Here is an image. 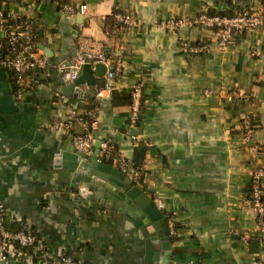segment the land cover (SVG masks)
<instances>
[{
	"label": "crops",
	"instance_id": "crops-1",
	"mask_svg": "<svg viewBox=\"0 0 264 264\" xmlns=\"http://www.w3.org/2000/svg\"><path fill=\"white\" fill-rule=\"evenodd\" d=\"M7 1L9 10L36 20L37 47L50 61L21 99L12 73L0 71V201L8 222L28 220L54 256L68 251L87 264H143L144 239L132 221L101 203L91 186L82 194L63 166L62 153L74 149L71 137L81 125L74 122L71 131L52 128L55 121L67 120L68 107L81 105L58 98L66 89L52 64L70 59L78 39L107 51L112 61L121 44L122 69L107 94L92 93L104 85L106 72L92 74L93 86L84 84L96 114L92 154L109 139L117 154L141 166L144 191L161 203L157 208L165 216L177 220L170 264L264 259V228H258L249 205L250 171L254 164L264 166V28L243 31L220 51L212 29L167 31L157 25L231 11L228 1L259 9L264 0H85L88 17L62 10L64 3L84 0ZM114 13L128 15L133 24L117 31ZM181 41L205 42L208 51L185 54ZM141 75L145 82L134 141L125 134L129 89ZM239 87L252 99L229 95ZM245 116L251 117L254 141L262 146L255 153L241 135ZM101 160L117 167L113 160ZM243 235L249 239L243 241Z\"/></svg>",
	"mask_w": 264,
	"mask_h": 264
},
{
	"label": "built area",
	"instance_id": "built-area-1",
	"mask_svg": "<svg viewBox=\"0 0 264 264\" xmlns=\"http://www.w3.org/2000/svg\"><path fill=\"white\" fill-rule=\"evenodd\" d=\"M7 5V0L0 1V67L12 73L15 96L21 99L24 90L30 84L37 82L36 79L30 76V73L44 69L49 65L50 61L37 47L38 26L36 20L33 17H26L18 11L9 10ZM62 10L65 13H77L83 17H88L90 14L85 0L76 4L64 3L62 4ZM113 18L116 22L114 24L117 31L124 26L128 27L133 24L130 17L125 14L114 13ZM157 25L160 29L167 31H177L184 27L193 26L212 29L217 37L219 50L225 51L233 39L243 31H254L258 28H264V13L259 9L246 7L232 15L199 13L194 17L159 20ZM77 42V50L70 59L54 62L52 66L59 74L61 82L68 84L77 78L83 64H104L106 67L104 85L94 92L98 95H106L111 88L112 79L122 69V58L119 55L122 52L121 44L116 47L118 55L112 61L107 51L85 44L81 39H78ZM207 46L205 42L194 44L188 41L180 42V50L185 54L193 55L206 52L208 51ZM144 82V77L141 75L129 89L130 110L125 134L134 141H137V138L132 133V129L141 118ZM75 88L76 90L73 93L79 103L82 104L89 93V89L84 85L75 86ZM229 95L238 100L252 99L251 94L241 87L231 90ZM58 98L64 99L65 97L60 93ZM83 113L94 116L93 120L83 119L82 116H78V111L68 107L67 120L55 121L52 124V128L71 131L74 122H78L81 125V131L72 134L71 144L77 152L89 156L92 154L96 142L93 133L96 117L93 109ZM253 133L254 125L252 119L250 116H245L241 122V135L247 149L255 153L262 146L254 141ZM98 157L100 159L113 160L117 168L136 183H141L145 175L143 170L135 166L129 158L122 154H117L114 145L109 139L99 142ZM263 181L264 166L254 164L249 175V205L259 229L264 228ZM155 203L158 208L162 207L161 203L156 199ZM7 221L4 204L0 201V264H7L13 260H23L33 264H86L83 258L75 257L72 254L52 255L44 240L31 227L28 220L21 219L16 221L17 228L14 229L7 227ZM166 223L170 236L177 235L178 224L176 217L166 216ZM241 239L243 241L248 240L249 235H243ZM196 264L202 263L198 261ZM252 264H264V259H254Z\"/></svg>",
	"mask_w": 264,
	"mask_h": 264
},
{
	"label": "water",
	"instance_id": "water-1",
	"mask_svg": "<svg viewBox=\"0 0 264 264\" xmlns=\"http://www.w3.org/2000/svg\"><path fill=\"white\" fill-rule=\"evenodd\" d=\"M3 72V68L0 67ZM106 67L102 63L82 65L77 78L65 84V95L68 103L75 104V86H93L92 74L102 75ZM94 93V91H92ZM76 107V106H75ZM63 166L70 172L73 181L82 194L86 187L91 186L100 196L101 203L109 204L114 209L122 211L126 218L132 221L144 239L145 255L143 264H170L172 243L166 216L157 208L153 198L149 196L140 183L124 174L119 168L101 160L98 151L92 155H83L76 150H66L62 153ZM80 174V175H77ZM84 190V191H83ZM157 248H156V247Z\"/></svg>",
	"mask_w": 264,
	"mask_h": 264
},
{
	"label": "trees",
	"instance_id": "trees-1",
	"mask_svg": "<svg viewBox=\"0 0 264 264\" xmlns=\"http://www.w3.org/2000/svg\"><path fill=\"white\" fill-rule=\"evenodd\" d=\"M1 1V0H0ZM239 1H241L242 3H244L245 1H247V0H239ZM228 4L229 5H231V6H234V8L231 10V11H223L222 13H220V14H227V15H232V14H234L235 12H239V11H241L242 9H243V7L241 6V5H237V4H234V3H230L229 1H228ZM257 10V9H256ZM259 10L260 11H262L263 13H264V3H262V5H261V7L259 8ZM210 14H215V13H210ZM38 71H35V72H33V73H30V76L32 77V78H36L35 76V73H37ZM89 95H90V93H88V95L86 96V98H85V100H84V102L80 105V108L79 109H77L76 111H78V113H79V115L78 116H82V118L83 119H86V120H88V121H92L93 120V118H94V116H91V115H87V114H85V113H83L84 111H88V110H90V109H93L94 111H95V108H94V103H93V101H92V99H90L89 98ZM95 117H96V114H95ZM76 122V121H75ZM135 166H138V167H140L141 168V166L140 165H136V164H134ZM249 197H250V193H249ZM6 225H7V227L8 228H10V229H14V228H17V224H16V222H6ZM173 238V237H172ZM62 254H70L68 251L67 252H64V253H62ZM87 264V263H86Z\"/></svg>",
	"mask_w": 264,
	"mask_h": 264
}]
</instances>
